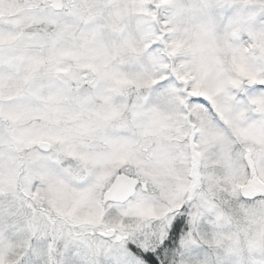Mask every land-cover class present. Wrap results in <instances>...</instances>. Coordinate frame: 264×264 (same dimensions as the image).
Masks as SVG:
<instances>
[{"label":"snow or ice","instance_id":"snow-or-ice-1","mask_svg":"<svg viewBox=\"0 0 264 264\" xmlns=\"http://www.w3.org/2000/svg\"><path fill=\"white\" fill-rule=\"evenodd\" d=\"M0 264H264V0H0Z\"/></svg>","mask_w":264,"mask_h":264}]
</instances>
